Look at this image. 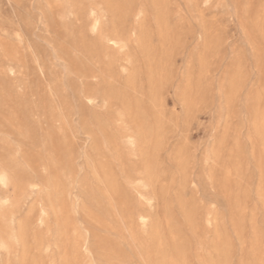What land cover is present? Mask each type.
<instances>
[{"label": "rangeland", "instance_id": "374dc122", "mask_svg": "<svg viewBox=\"0 0 264 264\" xmlns=\"http://www.w3.org/2000/svg\"><path fill=\"white\" fill-rule=\"evenodd\" d=\"M5 1L0 264H264V0Z\"/></svg>", "mask_w": 264, "mask_h": 264}, {"label": "bare ground", "instance_id": "6f19581e", "mask_svg": "<svg viewBox=\"0 0 264 264\" xmlns=\"http://www.w3.org/2000/svg\"><path fill=\"white\" fill-rule=\"evenodd\" d=\"M6 1L7 2H11L12 0H6ZM98 26H99V22L96 21L95 24H94V28L97 29ZM9 72L10 73H14V67L10 68L9 69ZM9 112H10V110H9ZM8 114H10V113H8ZM7 118L9 119V117H7ZM14 118L16 119L18 117L15 116ZM17 123H18V121H17ZM2 171L0 172V184L7 185L9 183V176L5 172H2ZM4 202H6V200ZM46 214H47L46 210L44 208H41V211H40V215L41 216L38 218L39 223H42L43 222L42 216H44ZM147 219H148V217L146 215H141V216H139L138 221L142 225H144L146 223ZM21 228H23L22 227V224H21ZM23 230H24V228H23ZM19 231H20V234H21L22 229L19 230ZM22 235H23V232H22L21 236ZM21 236H19V237H21ZM149 242L151 243V245L158 247L159 245H161L162 240L159 237H152V238L149 239ZM6 246H7V242L6 241H2L0 243V248L1 249H5ZM81 252L85 256V258L87 260V262L85 264H132V261H131L132 258L135 259V260H137V261H139V262H141V264H174L173 263L174 262L173 261L174 260V256L173 255H170V254L166 253L165 251H162L161 249H158V248H150V249H147V250H140V251H137V252H134L133 251L131 253V255H127V257H125V258H123V255H122L121 258H119L118 255H117L118 256L117 257L114 254L113 255L112 254L111 255L109 254L106 257L105 263H100L94 257L93 250H92V248L90 246V238H86V239L83 240L82 245H81ZM176 257L182 259V261H185V260H187L188 255L187 254H184V253H181V254H177ZM75 261H76V257L75 256L74 257L72 256L71 258L68 259V261L66 262V264H75Z\"/></svg>", "mask_w": 264, "mask_h": 264}]
</instances>
